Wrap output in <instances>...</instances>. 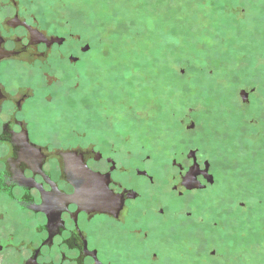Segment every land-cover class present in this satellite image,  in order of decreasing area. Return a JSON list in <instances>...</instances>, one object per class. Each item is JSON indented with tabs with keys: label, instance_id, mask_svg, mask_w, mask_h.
<instances>
[{
	"label": "flooded vegetation",
	"instance_id": "obj_1",
	"mask_svg": "<svg viewBox=\"0 0 264 264\" xmlns=\"http://www.w3.org/2000/svg\"><path fill=\"white\" fill-rule=\"evenodd\" d=\"M41 1L0 0V264H264V0L242 8L254 41L204 74L217 118L173 119L179 139L161 159L121 133L84 149L32 129L41 91L27 76L71 73L91 48ZM223 95L238 115L223 118Z\"/></svg>",
	"mask_w": 264,
	"mask_h": 264
},
{
	"label": "rangeland",
	"instance_id": "obj_2",
	"mask_svg": "<svg viewBox=\"0 0 264 264\" xmlns=\"http://www.w3.org/2000/svg\"><path fill=\"white\" fill-rule=\"evenodd\" d=\"M246 1L42 0L63 32H75L91 48L71 73L27 76L41 91L31 102L34 118H27L32 129L54 145L84 149L93 138L121 133L142 141L143 154L170 157L179 139L173 119L217 118V95L202 91L203 77L229 69L238 48L254 41L247 14L259 11L258 1H248L245 14ZM201 91L210 105L202 114ZM231 99H221L230 110L223 118L239 114Z\"/></svg>",
	"mask_w": 264,
	"mask_h": 264
},
{
	"label": "snow or ice",
	"instance_id": "obj_3",
	"mask_svg": "<svg viewBox=\"0 0 264 264\" xmlns=\"http://www.w3.org/2000/svg\"><path fill=\"white\" fill-rule=\"evenodd\" d=\"M25 43H27V42L25 41ZM49 98H50V97H49ZM194 155H195V153H193V156H194ZM197 167H198V165L196 164L195 161H193V163H192V165H191L192 171H191L188 175H185V176H184L182 183L188 185L189 187L193 184V182H194L195 179H196V177H195V173H196V168H197ZM180 170H185V171H186V169H183V163H180V164H179V168L177 169V172L173 174V180H175V177H176V175L179 174V171H180ZM179 183H180V182H177V185H176L177 187H179ZM181 194H183V193H181ZM161 211H163V209H161Z\"/></svg>",
	"mask_w": 264,
	"mask_h": 264
},
{
	"label": "water",
	"instance_id": "obj_4",
	"mask_svg": "<svg viewBox=\"0 0 264 264\" xmlns=\"http://www.w3.org/2000/svg\"><path fill=\"white\" fill-rule=\"evenodd\" d=\"M68 166H69V168L72 167L71 160H70V161L68 160ZM71 169H72V168H71ZM87 174H88V176L91 177V178H96V179L98 178V177H97L98 174H97V173H93V172L90 171V170L88 171ZM85 180H86V179L83 180V178L80 179V182H79V183H80L81 186H82V184H83V186H84V184L86 183ZM85 185H86V184H85ZM86 193H87V191L84 190V188H83V189L81 188V194H82L84 197L86 196Z\"/></svg>",
	"mask_w": 264,
	"mask_h": 264
}]
</instances>
